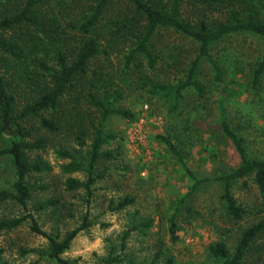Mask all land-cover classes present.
I'll return each mask as SVG.
<instances>
[{"label": "rangeland", "instance_id": "374dc122", "mask_svg": "<svg viewBox=\"0 0 264 264\" xmlns=\"http://www.w3.org/2000/svg\"><path fill=\"white\" fill-rule=\"evenodd\" d=\"M37 1L38 26L21 25L1 33L16 44L25 39L37 43L38 52L27 60L36 76L22 83L16 79L13 84L19 107L49 82L50 74L58 68V51L65 52L69 63L75 59L85 40L78 22L97 0ZM21 4L22 0H0V19L11 15ZM234 8L241 16L254 8L257 17L264 21V0L242 1ZM227 16L225 5L198 10L192 6V0H183L180 5V18L192 26L202 18L214 22L224 21ZM137 19L131 3L109 0L93 32L100 52L89 61L80 90L85 94L88 80L95 78L94 92L98 96L107 93L112 106L131 112L132 118L111 115L103 123L102 135L107 139L100 153L108 155H102L94 164V175L101 177L92 185V195L88 198L82 187L67 190L65 182L68 178L86 181L83 169L89 163L95 138L92 126H98L101 114L87 104L84 96L70 91L55 113L42 112L24 123L31 131L27 141H45L42 150L27 153L28 162L40 164L42 171L27 178L31 196L26 210L16 202H2L0 220L30 213L42 230L62 239L82 223L87 213L90 226L79 232L63 253L73 264H102L109 256L117 258L112 264H153L155 255L158 258L154 264H167L168 260L171 264H219L209 255L211 244L223 242L232 254L242 233L264 221L256 185L251 177L238 179L232 185L237 204L247 210L241 219L227 213L222 199L223 183H203L184 198L193 179L160 136L178 150L196 179L230 172L240 162L231 141L221 131L222 115L244 139L248 156L264 159V75L258 85H252L253 71L264 56V37L235 33L216 41L210 54L222 71L221 80L215 79L209 61L201 60L195 77L202 94L187 88L172 111V98L151 94V85L182 82L198 54V44L174 29L162 27L149 41L155 58L153 67L140 54L127 64L126 56L135 46L138 33ZM44 66L52 70L46 71ZM41 118L53 119L60 129L48 131L41 126ZM8 145V136L0 137V150ZM59 149L74 153L82 169L65 172L62 166L71 160L60 158ZM15 179L11 157L0 155V190H11ZM126 198L133 202L119 209V202ZM51 200L55 203L39 208ZM176 207L177 239L172 242L169 219ZM146 221L149 226L132 230L122 248L124 233ZM21 248L35 251L22 255ZM46 252V239L33 233L28 221L13 230H0V264H55ZM242 264H264V228L250 245Z\"/></svg>", "mask_w": 264, "mask_h": 264}, {"label": "trees", "instance_id": "16d2710c", "mask_svg": "<svg viewBox=\"0 0 264 264\" xmlns=\"http://www.w3.org/2000/svg\"><path fill=\"white\" fill-rule=\"evenodd\" d=\"M126 1L134 7L135 13L138 16L136 21L137 26L139 25L135 46L126 56L127 64L135 55L140 54L147 60L148 66L153 67L155 58L150 51L149 41L155 31L162 27L174 29L176 32L192 39L198 44V54L191 62L186 77L182 82L176 85L166 83H153L151 85V94L160 93L172 98V111L176 110L179 99L182 97L183 91L187 88L192 87L198 94H202V87L195 77L201 60H208L214 70L215 79L217 81L221 80L222 71L210 54V48L216 41L235 33H250L264 37V21L257 17L254 8L247 9L244 16H241L238 10L234 8V6L246 0H192V6L197 10L198 8L204 7L212 9L219 5L228 7L226 20L208 22L205 18H202L195 26L190 25L180 18V5L183 0H167V2L163 0ZM37 2V0H22V4L11 15L5 14L0 19V60L3 69L2 71L0 70V137L8 136L9 138L8 147L0 150V155H9L11 157L16 175L11 190H0V203L13 201L21 205L24 210H26L27 201L31 196L27 178L33 172L42 171L40 164L28 162L27 153L42 150L45 144L42 138L34 141L26 140L31 135V131L24 125L28 118L50 110L55 113L61 104L62 98L70 91L76 92L78 97L82 98L84 96L87 104L95 107L100 112L101 118L98 126H92L95 131V138L92 142L90 160L88 165L83 169L87 173V179L84 183L72 178H68L65 182L67 190L84 188L88 198L93 192L92 185L98 177H101V174L94 175V164L102 155H108L100 153V147L107 139L106 136L102 135L101 127L103 123L111 115H119L127 119L132 118L131 112L114 108L107 93L98 96L94 92L97 89V80L95 78L88 80L89 89L85 94L80 90L83 84L82 81L87 77L89 61L100 52V44L93 32L97 29L109 0H97L93 6L88 8L83 20L78 22V30L84 34L85 40L77 51L75 59L69 63L65 52L58 51L55 59V64L58 68H55L50 74L49 82H45L43 89L41 88L39 93L32 96L22 107H19V96L15 92L16 87L13 84L16 79L22 83L27 80H32L36 76L35 71L29 68L27 60L31 56L35 57V54L38 52L37 43L34 40L29 41L25 39L20 40V44H16L14 41H8L3 38L1 33L21 25L38 26L39 21L36 17ZM43 69L46 71L52 70V68L47 66H44ZM263 75L264 56L253 71L252 85H258ZM76 83H78V86ZM40 121L41 126L50 132H57L60 129V126L53 119L41 118ZM220 128L224 136L231 141L240 162L230 172L213 178H194L190 170L186 167L178 150L167 138L160 136V139L167 145L179 164L193 179V184L184 198L193 193L203 183L210 181L223 183L224 191L222 199L224 200L226 211L235 219H241L247 213V210L237 204L232 193V185L238 179L251 177L260 197L259 209L264 213V159L250 158L248 156L244 146V139L233 131L223 115L220 118ZM82 136L83 131L80 130L79 137ZM57 154L60 158L71 160L68 164L62 166L65 172L82 169L76 162L74 153L59 149ZM132 202L133 199L126 198L119 202L118 208L122 209ZM48 203L54 204L55 202L51 200L45 204H41L39 208L44 209ZM177 211L178 207L175 208V212L169 219V232L172 242H175L177 239V226L175 223ZM24 221L29 222V228L33 233L46 239V256L48 259L54 261L55 264H73L69 259L63 257V253L69 249L71 242L79 232L90 226L88 214L86 213L82 223L78 227L68 231L60 239L58 235H51L42 230L35 217L30 213H26L19 218L0 220V230L16 229ZM148 226L149 221H146L142 225L133 226L127 230L123 235L122 248H124L125 239L132 230H138L142 227L147 228ZM263 228L264 221L248 227L242 233L232 254L223 242H216L208 247L209 255L219 264H242L250 245ZM142 232L144 233V231ZM20 251L22 255H25L35 250L21 248ZM157 258L158 255H155L153 264ZM116 261L117 258L109 256L102 264H112ZM167 264H171V260H168Z\"/></svg>", "mask_w": 264, "mask_h": 264}]
</instances>
